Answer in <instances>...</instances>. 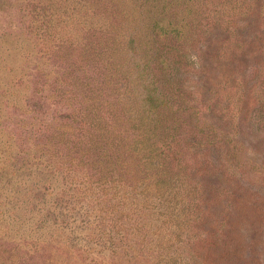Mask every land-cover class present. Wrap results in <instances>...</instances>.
Segmentation results:
<instances>
[{"label": "rangeland", "instance_id": "1", "mask_svg": "<svg viewBox=\"0 0 264 264\" xmlns=\"http://www.w3.org/2000/svg\"><path fill=\"white\" fill-rule=\"evenodd\" d=\"M157 1L0 0V264H264V0Z\"/></svg>", "mask_w": 264, "mask_h": 264}, {"label": "trees", "instance_id": "2", "mask_svg": "<svg viewBox=\"0 0 264 264\" xmlns=\"http://www.w3.org/2000/svg\"><path fill=\"white\" fill-rule=\"evenodd\" d=\"M155 1H157V0H155ZM158 2V1H157ZM245 2L246 1H243V2H241V4H242V7H243V5L245 4ZM252 4V1L251 0H249V5H251ZM163 6H165V8H166V5L164 4ZM244 6H246V5H244ZM252 6V5H251ZM258 9V8H257ZM165 10V9H164ZM166 11V10H165ZM255 13H257V14H259L258 12H257V10H255Z\"/></svg>", "mask_w": 264, "mask_h": 264}]
</instances>
